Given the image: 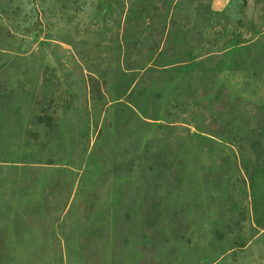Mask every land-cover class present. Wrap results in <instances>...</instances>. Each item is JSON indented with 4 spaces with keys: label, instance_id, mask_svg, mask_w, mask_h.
Returning a JSON list of instances; mask_svg holds the SVG:
<instances>
[{
    "label": "rangeland",
    "instance_id": "374dc122",
    "mask_svg": "<svg viewBox=\"0 0 264 264\" xmlns=\"http://www.w3.org/2000/svg\"><path fill=\"white\" fill-rule=\"evenodd\" d=\"M0 264H264V0H0Z\"/></svg>",
    "mask_w": 264,
    "mask_h": 264
},
{
    "label": "crops",
    "instance_id": "0c3cea01",
    "mask_svg": "<svg viewBox=\"0 0 264 264\" xmlns=\"http://www.w3.org/2000/svg\"><path fill=\"white\" fill-rule=\"evenodd\" d=\"M229 0H211V8L214 10L223 9Z\"/></svg>",
    "mask_w": 264,
    "mask_h": 264
},
{
    "label": "trees",
    "instance_id": "16d2710c",
    "mask_svg": "<svg viewBox=\"0 0 264 264\" xmlns=\"http://www.w3.org/2000/svg\"><path fill=\"white\" fill-rule=\"evenodd\" d=\"M229 3H230V0H229L228 3L226 4L225 8H223L224 10L227 9V5H228ZM223 9H221V10H223ZM221 10H216V11H221Z\"/></svg>",
    "mask_w": 264,
    "mask_h": 264
}]
</instances>
